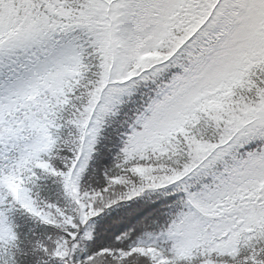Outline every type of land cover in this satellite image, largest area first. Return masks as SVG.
Listing matches in <instances>:
<instances>
[{"label":"snow or ice","instance_id":"snow-or-ice-1","mask_svg":"<svg viewBox=\"0 0 264 264\" xmlns=\"http://www.w3.org/2000/svg\"><path fill=\"white\" fill-rule=\"evenodd\" d=\"M0 264H264V0H0Z\"/></svg>","mask_w":264,"mask_h":264}]
</instances>
